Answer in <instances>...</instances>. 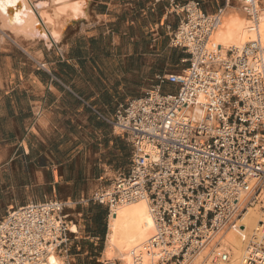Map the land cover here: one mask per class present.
<instances>
[{
    "label": "built area",
    "instance_id": "obj_1",
    "mask_svg": "<svg viewBox=\"0 0 264 264\" xmlns=\"http://www.w3.org/2000/svg\"><path fill=\"white\" fill-rule=\"evenodd\" d=\"M232 1L223 0L212 14H203L198 2L180 7L184 17L171 44L185 54L186 68L158 76L151 91L115 115L113 126L133 147L130 168L93 200L109 215L118 205L148 201L156 232L132 255L133 264L143 253L148 264H189L207 247L208 255L227 262L220 236L249 209L259 220L242 240L240 264H264L262 50L255 41L222 55L211 42ZM236 1L252 7L254 0ZM163 84L174 92H163ZM194 109L202 112L200 121L193 120ZM64 209L53 200L7 213L0 221V264H39L51 253L65 254Z\"/></svg>",
    "mask_w": 264,
    "mask_h": 264
},
{
    "label": "crops",
    "instance_id": "obj_2",
    "mask_svg": "<svg viewBox=\"0 0 264 264\" xmlns=\"http://www.w3.org/2000/svg\"><path fill=\"white\" fill-rule=\"evenodd\" d=\"M191 2L212 14L223 0H90L87 19L50 48L0 24V221L13 209L60 201L74 217L62 257H103L100 247L79 254V242L96 247L107 235L108 208L93 197L130 168L133 147L115 115L158 76L179 73L173 68L185 54L171 39L180 7ZM76 207L93 227L81 225Z\"/></svg>",
    "mask_w": 264,
    "mask_h": 264
},
{
    "label": "bare ground",
    "instance_id": "obj_3",
    "mask_svg": "<svg viewBox=\"0 0 264 264\" xmlns=\"http://www.w3.org/2000/svg\"><path fill=\"white\" fill-rule=\"evenodd\" d=\"M30 1L31 6L26 0H16L15 7L0 11L1 28L18 34L23 39L26 37L28 41L43 42L48 48L53 43H60L69 27L84 22L90 7V0ZM247 13L252 16L249 17ZM255 41L260 44L264 62V0H254L252 7L235 1L233 6L224 10L211 42L220 46L221 54L224 55L230 48H242ZM191 116L194 121H200L202 112L194 109ZM258 220V213L249 209L238 219L235 227L223 237L220 236V249L230 255L227 262L208 255L211 250L207 247L192 257L189 264H240L245 251L242 240ZM155 232L156 223L146 199L116 206L108 216L102 259H108L112 264H133L132 255L138 253ZM112 258L113 260H110ZM150 260L149 256L143 253L137 264H148ZM64 263L62 256L51 253L39 264Z\"/></svg>",
    "mask_w": 264,
    "mask_h": 264
},
{
    "label": "rangeland",
    "instance_id": "obj_4",
    "mask_svg": "<svg viewBox=\"0 0 264 264\" xmlns=\"http://www.w3.org/2000/svg\"><path fill=\"white\" fill-rule=\"evenodd\" d=\"M235 1H236V0L232 1V3H231L232 6H233V4L235 3ZM185 68H186V64L180 62V63L178 64V66L174 67L173 69H174V70H177V71H179V72H181V71L184 70ZM174 90H175V87H173V86H166V87L163 88V92H174ZM75 212H79V213L82 214V217H80V216H76V215H75V217H77L78 220H79L80 218L83 219V221H82V223H81L82 226H84L85 228H90L91 226H92V227L94 226V222H93V221H89V219L87 218V214H88V212L86 211V209L82 210V208L79 209L78 207H76V208H75ZM101 213H102V215H104V216H105V215H107V216L109 215V214H108V209L101 210ZM64 214L67 215L68 213L64 211ZM72 219L74 220V217L72 218V216L67 215V220H68V221H70V220H72ZM107 220H108V218H107ZM107 224H108V221H107L106 224H105V227H106V233H107ZM101 225H102V224H101ZM71 227H72V226H71ZM105 240H106V236L104 237L103 240L99 241L98 244H97V246L95 247V246L93 245V243H94L95 241H94L93 243H91V242H90V239H81L80 242H79V244L82 246V251H81L79 254H82V252H83V251H86V250L90 251L91 248H92L93 250H97L99 247H100V248H104V247H105ZM63 258H64V261L67 262V264H74L72 259H69V258L66 259L65 257H63ZM79 259L81 260V262H84V264H104V262L108 261V259H104V260H105V261H104L102 258H97V257H96V258H93V259H88L87 257H85V258L80 257ZM110 260H113V258L110 259Z\"/></svg>",
    "mask_w": 264,
    "mask_h": 264
},
{
    "label": "snow or ice",
    "instance_id": "obj_5",
    "mask_svg": "<svg viewBox=\"0 0 264 264\" xmlns=\"http://www.w3.org/2000/svg\"><path fill=\"white\" fill-rule=\"evenodd\" d=\"M16 0H0V11L6 10L8 7H15Z\"/></svg>",
    "mask_w": 264,
    "mask_h": 264
}]
</instances>
